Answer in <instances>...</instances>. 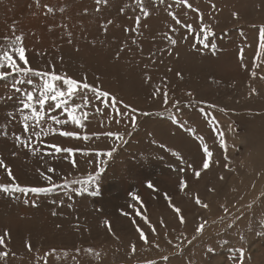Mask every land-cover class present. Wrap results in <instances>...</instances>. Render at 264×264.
I'll return each instance as SVG.
<instances>
[{
  "label": "rangeland",
  "instance_id": "obj_1",
  "mask_svg": "<svg viewBox=\"0 0 264 264\" xmlns=\"http://www.w3.org/2000/svg\"><path fill=\"white\" fill-rule=\"evenodd\" d=\"M190 2L204 13L205 22L213 28L214 35L208 40L216 45L215 50L197 44V36L186 29L172 33L170 26L174 22L164 10L165 5L149 6L151 14L146 19L141 17L137 34L125 31L135 27V15L139 14L135 0H108L99 12L95 0H0V43L6 45L17 35L22 36L26 58L36 69L54 66L58 73L73 78L87 76L97 87L150 113L141 116L138 112L139 127L131 137L125 135L128 143L121 145L112 158H99L108 160L106 170L88 192L76 194L73 189L83 187L76 183L49 193L0 194V234L5 230L10 233L8 247L16 253L7 264H44L38 257L53 248L57 251L48 257V264H146L153 260L165 264L161 259L165 255L169 257L166 264H264V61H256L257 75H251L258 50V29L264 26V0ZM166 3L173 4L178 13L185 11L176 8L174 0ZM45 5L53 12L49 13ZM195 16L189 11L181 19L199 30ZM108 20L112 23L108 24ZM164 33L177 39L175 47ZM185 36L187 39L181 38ZM199 38H203L202 34ZM122 47L123 52L119 51ZM241 51L247 67L242 66ZM11 83V77L0 80V97L11 94ZM158 89L168 93L167 105ZM177 100L181 103L173 106ZM98 106L103 108V104ZM201 108L209 115L202 114ZM85 110L93 109L89 106ZM8 111H14V101L0 99V126L8 123ZM106 112L116 115L111 109ZM53 114L67 118L60 111ZM172 116L184 127L174 124ZM211 116L218 124H209ZM90 120L84 121L83 129L69 123L64 130L91 134L110 128L126 132L123 122L109 123L103 115ZM189 128L195 130V136ZM214 128L224 133L227 152L220 148ZM7 131V137L0 134V159L22 186H49L37 169L43 171L50 166L56 169L50 175L58 185L65 180H85L97 170L98 158L94 154L77 153L74 158L78 168H73L68 159L43 152L33 155L18 146L11 135L13 131L23 134L18 114L8 123ZM196 136L204 138L214 153L212 160L218 161L202 171L199 179L194 177L193 169L187 168V162L197 170L202 167L204 157ZM42 139L85 151L106 150L113 145V140L106 137L82 141L57 134ZM32 144L37 145L35 138ZM39 147L43 149L44 145ZM173 152L179 153L185 163H180ZM182 167L186 171H179ZM181 178L189 185L183 193L179 190ZM10 182L0 168V184ZM148 182L159 191L149 189ZM91 191H97V195H90ZM132 193L139 195L146 206L141 216L135 213L142 205L132 200ZM164 193L182 209L184 225L179 223ZM196 194L208 204L207 209L195 204ZM221 205L229 211L225 213ZM122 211L129 214L122 215ZM142 217H147L151 227ZM105 220L110 222L111 231ZM204 220L205 229L196 233L197 225ZM137 227L145 232L149 244L139 239ZM26 242L31 243L33 251L27 250ZM131 244L136 245L135 254ZM88 248L92 252L85 251ZM240 249L244 251L243 260L238 258Z\"/></svg>",
  "mask_w": 264,
  "mask_h": 264
},
{
  "label": "snow or ice",
  "instance_id": "obj_2",
  "mask_svg": "<svg viewBox=\"0 0 264 264\" xmlns=\"http://www.w3.org/2000/svg\"><path fill=\"white\" fill-rule=\"evenodd\" d=\"M97 5L96 11H101V5L107 6L108 0H95ZM175 6L178 9H184L183 13H178L173 10V4L166 3V0H135V8L139 10V14L135 15V27L134 28H126V32H133L139 34V28L141 26V17L147 18L151 13L149 11V6L155 8L157 4L165 5L164 10L167 15L174 22V25L170 26V31L172 33L179 32L181 29H186L188 33H193L197 36V44H202L204 48L211 47L215 50L216 45L211 44L208 38L214 35V30L209 23L205 22L204 13L197 7H195L190 0H174ZM49 13L53 12V8L45 5ZM212 8H215V5H211ZM63 11V9H61ZM125 8H121L120 12L123 14ZM191 11L195 13L196 16L193 17L198 21L199 30L193 27V24L188 20H182L181 15L187 17L188 12ZM234 16H238V14L233 13ZM190 18V19H193ZM108 24H111L112 21L108 20ZM106 30V29H105ZM202 34L203 38L200 39V35ZM164 37L169 41V44L175 47L178 43L177 39H175L172 35L168 33L163 34ZM258 50L256 52L255 57L253 58V66L251 70V75L256 77L257 73L255 69L259 67L256 64L257 60L264 61V26H261L258 29ZM182 39H187V37H181ZM71 42V41H69ZM133 44H137L135 39H132ZM195 47V45H194ZM125 49L122 47L119 51L123 52ZM240 59L243 67H247L243 65V51H241ZM19 61V62H18ZM177 76H180L182 79V74L177 72ZM12 78V83L10 85V95L6 97H0L5 101H14V111H8L6 113V117L8 123H11L13 119L17 118L18 114V122L22 124V133L17 134L15 131L11 133L14 141L18 146H21L31 152L33 155L37 153L43 152L47 156H51L56 158L59 156L61 159H68L72 164L73 168H78V161L74 158L77 153H81L85 156L94 154L98 159L96 160V171L95 174L89 173L87 175V179L85 180H65L63 185H58L54 183L51 173H55L56 169L54 167H47L46 170L41 171L37 169L40 177L47 182L49 186H22L17 182V178L14 176L12 169L5 163L3 159H0V168H3L10 183L0 184V194H8L11 195L13 193H49L57 190L60 187L67 188L69 184L80 183L83 185L80 189H73L76 194H83L84 192L89 191V186L96 184L100 178L101 174L105 172L104 165L108 162L107 159H99L101 157H106L108 159L112 158L114 153L117 152L121 145H125L128 143V140L125 139V135L131 137L134 134V131L139 127L137 113L141 116H148L150 113L137 109L135 106H132L128 103H125L122 99L118 98L114 93H111L107 89H103V87H97L95 83L89 82L87 76L73 78L71 75L67 73H58L53 66L51 69L47 70H38L30 64L29 59L26 58V47L23 43V37L17 35L14 40L8 41V43L2 44L0 43V80H5L7 78ZM264 78V77H261ZM38 79L39 82H36ZM98 79V78H97ZM150 79V77H149ZM27 86H31L29 89ZM158 92H162L163 103L165 105L168 104V93L166 91H162L160 89ZM153 95H156L154 92ZM189 96L192 95L191 92L188 93ZM181 102L175 101L173 106H178ZM99 104H103V108L99 107ZM123 106V110H121L120 106ZM89 106H92V111H86ZM209 107H215V105H209ZM107 109H111L115 112L116 115H110L106 112ZM58 111L66 114V119H61L59 115L53 114ZM201 113L208 116L209 114L205 112L203 108L200 109ZM223 111V109H221ZM79 113V114H78ZM97 115H103L109 123L114 122L117 125H120L123 122L124 128L126 132L121 133L119 131H113L110 128L103 130L101 132H92L91 134H81L79 131H71L64 130V126L75 125L77 129H83L86 127L84 121L91 122L90 118H94ZM172 122L177 124L179 127L183 128L184 124L180 122L175 116L171 117ZM48 121L52 123L49 124ZM210 125L218 124L215 116H211L208 121ZM8 123L0 126V134L7 137L9 135L7 131ZM103 121H100V126L103 127ZM48 126L45 127L44 125ZM59 125L60 128H55L52 125ZM189 132H192L195 136L194 129H187ZM214 131L218 133L219 146L221 149H224L227 152V144L224 138V133L221 132L218 128H214ZM59 135L65 138H73L76 140L82 141H91L93 138L99 140L101 137L110 138L113 140V145L106 150H98L93 149L89 151H85L80 147H72V146H61L55 142H47L45 139L50 135ZM35 138L37 141V145L32 144V140ZM196 139L200 141V146L203 152L202 159V167L197 170L192 162H187V168L193 169L194 177L199 179L201 177V173L204 170L210 168V166L214 163H218V161H213L212 157L214 155L213 151L210 150L208 144L204 141L202 136H196ZM40 144H43V149L39 147ZM163 147V145H161ZM174 156L178 158L180 163H185L183 157L176 152L172 153ZM43 158V156L41 157ZM225 160L228 159L227 155L224 157ZM92 163V161H89ZM179 171L184 172L186 168H180ZM223 179V177H221ZM147 187L153 191H159L157 186L148 182ZM189 187L188 182L181 178L179 181V190L183 193ZM212 191V189H209ZM92 196L97 195V191H91L89 193ZM131 198L133 201H138L141 203L142 207L135 214L137 216H141L142 211L144 209L143 202L139 195L132 193ZM164 199L167 201L168 205L172 210L176 213L179 223L184 225L186 223L185 217L182 213V209L176 206L173 203L172 197L168 195V193H164ZM195 204L207 209L208 204L201 201L199 195L196 194L194 196ZM28 203V201H25ZM34 203V202H33ZM71 206V205H69ZM251 207V206H249ZM221 208L225 213L229 211L228 207L225 205H221ZM122 215L127 216L129 213L122 211ZM53 215H56L53 212ZM146 224H149L151 227L147 217H142ZM105 225L108 227V230L111 231L110 222L105 220ZM163 220H161V224H163ZM262 225H264V217L261 220ZM207 221L204 220L202 223H199L195 229L196 233H202L205 229ZM232 225H229L231 227ZM136 231L139 234V239L143 241L144 244H149L145 232L137 227ZM151 231L155 234L156 230L154 227L151 228ZM10 233L5 230L2 234H0V262L3 264H7L8 258L10 256H15L16 253L13 252L8 247V242L10 241ZM167 239V236L165 237ZM195 239V236L192 237ZM190 242V241H189ZM168 243L171 244L172 241L168 240ZM225 244H228V241H224ZM26 248L29 252L33 251L32 245L30 242H26ZM131 251L133 254L136 253V245L131 244ZM155 247L159 248V244H155ZM56 249L53 248L49 252L45 253L43 257H38V259H42L44 264H48V257L53 256L56 253ZM75 251L77 253L80 252L79 248H76ZM87 252H92V249H85ZM212 251V249H209ZM240 260L244 258L243 249L238 250ZM68 252H64V256L67 257ZM99 257V254H96ZM56 259L59 260L60 256H56ZM75 260V257H73ZM165 264L169 260L168 256H163L161 258ZM146 264H157L155 260L148 261Z\"/></svg>",
  "mask_w": 264,
  "mask_h": 264
},
{
  "label": "bare ground",
  "instance_id": "obj_3",
  "mask_svg": "<svg viewBox=\"0 0 264 264\" xmlns=\"http://www.w3.org/2000/svg\"><path fill=\"white\" fill-rule=\"evenodd\" d=\"M263 19V18H262ZM167 251H169V250H167Z\"/></svg>",
  "mask_w": 264,
  "mask_h": 264
}]
</instances>
